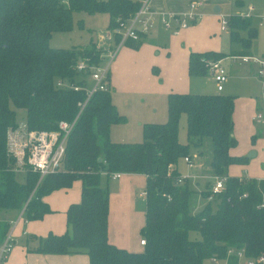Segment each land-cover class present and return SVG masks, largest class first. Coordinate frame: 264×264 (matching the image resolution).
Instances as JSON below:
<instances>
[{"label": "trees", "instance_id": "obj_1", "mask_svg": "<svg viewBox=\"0 0 264 264\" xmlns=\"http://www.w3.org/2000/svg\"><path fill=\"white\" fill-rule=\"evenodd\" d=\"M136 7V0H0V209L19 210L24 205L26 220L40 219L51 212L42 198L78 180L79 201L64 211L70 233L29 235L26 241L36 243L33 252L83 253L88 264H203L210 258L237 264L234 255H227L229 249L243 250L247 257H264V179L225 175L228 166L247 162L245 156L230 152L237 144L231 95L170 92L164 123H143L140 142H118L110 140L109 126L122 117L107 84L106 90L88 97L76 118L65 141L61 169L39 181L27 169L23 181L15 179V159L6 153V131L17 126L12 107L24 110L28 130H51L59 121L70 122L77 114V103L85 100L88 74L76 72L75 63L78 58L91 65L100 62V47H51V33L68 31L74 11L106 14L110 30L116 18L126 19ZM227 31L229 41L243 47L229 55H250L249 41L256 36L250 18L229 15ZM240 32L246 33L245 38ZM139 42L125 45L134 49ZM222 56L190 52L188 75H205L206 62ZM262 95L264 100V85ZM182 113L187 139L199 146L203 138H209L211 174L225 176L224 189L213 200L214 210L212 201H206L199 211L190 213L187 179L176 181L178 161L188 155V143L177 140ZM114 172L145 176L140 251H128L107 239L108 188L101 185V176L109 179ZM200 193L205 199L209 188ZM9 228V222L0 221V242ZM189 232L198 238L190 239Z\"/></svg>", "mask_w": 264, "mask_h": 264}, {"label": "rangeland", "instance_id": "obj_2", "mask_svg": "<svg viewBox=\"0 0 264 264\" xmlns=\"http://www.w3.org/2000/svg\"><path fill=\"white\" fill-rule=\"evenodd\" d=\"M201 1L204 3V8H211V0ZM263 2L264 0L241 1L243 6L242 8L244 10L252 6L255 10L256 8L262 6ZM232 3L234 2H230L228 5H223L221 14L225 12V9L228 8V6L231 7ZM250 21L251 26L253 28L255 26L257 29V36L250 39L248 49L251 51L252 56L259 58L261 57L260 52L264 50V37L262 36L263 27L257 26L256 19L253 17L250 19ZM106 24V14L91 15L80 11H74L71 13V28L64 32H52L48 43L51 47L58 48H70L72 46L85 44H94L96 48L101 46L106 47L109 44H112V41L110 40L111 35L109 30L106 28ZM190 24H188V26ZM241 37L245 38V35L243 34ZM154 54V51H152L151 55L153 56ZM159 57L160 56H154L156 60L159 59ZM228 58L229 60L225 62V66L227 67V70L229 68L228 74L230 73V75H228L226 81L223 83L222 91L217 92L215 90L214 83L208 77H204L201 78L202 80H199L200 84L196 87V90L197 93H217L234 96L235 113L234 119L232 118V122L233 133L235 132L234 137L237 143L234 151L237 153L243 152V155L236 156H246L252 151L255 152V155L247 159L245 164H235L228 166L227 170L225 171V175L229 177H243V179L264 177V150H262V147H254L255 145L258 146L264 142H260V140L256 141L255 143L253 142L254 139L261 138L262 135L258 132H255V137H251L252 142L250 138H247L246 136V128L248 126V121H246V118L249 120V116L254 115L259 110V108L264 109V100H262L260 94H257L256 102L259 106L255 108V112H251L249 115L246 107L243 106L247 101L246 98L249 97L250 93H253V90L260 92L258 89L260 86L261 90L260 80L256 79V81H254L253 78L249 76L250 74L248 71L250 68L246 66L248 64L238 65L237 60L232 62L230 57ZM104 62L105 60H101L100 64L103 65ZM127 67L131 68L132 64L127 63ZM157 72L158 71L155 69L151 70V76L153 78L150 77L149 79H144L145 77H135L133 76L134 73H130V71L124 69L123 74L116 77L118 85L121 86V88L123 87L124 94L117 96V94H114V92H110V97L117 114L122 117V120L110 124V140L118 142H140L142 140L141 126L144 122L164 123L166 121V107H163L164 99L159 97L158 94L160 87L164 82H166V76H160ZM207 73L208 72L206 70V74ZM110 75L115 77L113 70H111ZM87 78L88 77H86V79ZM136 79L140 81L139 84L138 82H134ZM85 88L86 90H89L90 88V82L88 79ZM135 88L139 91H132ZM151 104H154V106ZM12 109L15 113V122L17 124L24 122V110L14 107H12ZM137 109L142 110V112L137 111ZM140 113L144 114L140 116V119L137 121L136 118ZM250 126L252 125L250 124ZM257 127L256 129H258ZM177 140L182 144L188 143L187 154L195 164L194 170L188 168L183 163L182 159L178 161L177 165L180 174L189 176L187 185L191 190V194L188 199V211L190 213H195L199 211L206 203V200L201 196L200 192L208 190L209 183H212L213 180L211 178L194 179L190 178V176L193 172H196L199 175H212L208 166L211 155V144L209 138L207 137L202 139L199 146H194L187 139L185 132V115L183 113L180 114L178 119ZM248 147L249 150L247 149ZM15 179L19 182L23 181V173H17L15 175ZM195 180L197 184H195ZM204 181H207L206 184L203 183ZM101 185L104 186V181L101 182ZM79 192V181L74 180L71 182V185L69 188H67V190L64 191L63 189H57L44 196L43 198H45V200L42 198V201H44L49 206L51 212L44 214L40 219L30 221L26 220L25 214L23 213L22 218L25 220V223L20 222L13 230V235L16 239L13 247L14 249L12 252H10L7 259L2 264H9L13 260H15L13 264H20V261L14 257L15 251L16 249L20 250V248H23L24 243H26L24 237H28L30 234H35L36 237H44L48 232H51L52 234H62L65 232V230H67V232L70 233V229L65 224L63 208L65 207L66 209L69 204L78 202L80 196ZM141 197L142 193L137 195V200L139 201ZM73 198H75L77 201L68 203ZM210 208L211 210L215 209V203L213 201L210 204ZM20 210L21 209H0V221L5 220L9 223L13 222L19 215ZM110 219V215L107 214V226L110 222ZM22 230L25 232V236L20 235ZM189 238H198V235H196L194 232H189ZM203 264H209V262L204 261ZM217 264H224V262L219 261Z\"/></svg>", "mask_w": 264, "mask_h": 264}, {"label": "crops", "instance_id": "obj_3", "mask_svg": "<svg viewBox=\"0 0 264 264\" xmlns=\"http://www.w3.org/2000/svg\"><path fill=\"white\" fill-rule=\"evenodd\" d=\"M190 0H151V8L157 13V20L154 22L151 29L141 38L137 48H130L127 45L119 47L117 53L115 54L113 60L110 62L108 67V78L107 84L110 92H114L117 96L124 94L123 87L118 85L116 77L123 74L124 69L134 73L135 77H145L144 79H149L151 76V70H157L160 76H166V82L160 87L158 92L159 97L164 99L163 107H166V96L170 92L175 93H197V86L200 84V79L208 77L211 81L209 74L202 76H190L187 73V59L190 52L195 53H204V52H217L221 53L224 56L220 57V64L224 67L225 72L228 75L227 67L225 62L229 60L228 57L234 61L229 53L231 51H241L243 50L242 45L239 42H230L229 34L227 28L225 30L220 29L219 18L224 17L228 19L229 15L234 14H243L249 11L250 19L253 17L256 19L257 26L263 27L264 37V2L262 6L256 8L249 7L246 11L242 8V3L239 0H211V8H204V3L202 6L197 8V12L200 13V17L196 18L191 22L186 28L180 29L176 32L166 30L163 28L159 21L160 15L168 14H183L188 11V3ZM201 1V0H200ZM232 3L231 7L225 9V12L221 14V9L223 5H228ZM225 3V4H224ZM217 8L216 13L212 9ZM251 8V9H250ZM250 9V10H249ZM254 14H253V13ZM253 14V16H252ZM257 36V29L254 26ZM224 33V34H223ZM245 35V32H240L241 35ZM111 41L112 38L110 39ZM113 43V42H112ZM112 44H109L108 47H111ZM154 51V55H151V52ZM250 55L251 51L248 49ZM261 56H264V50L260 52ZM154 56H160L159 59H155ZM103 62V61H102ZM127 63H131L132 67H127ZM237 64H248L250 69L248 73L249 76L260 80V86L258 87L260 92L253 90V93H250L249 97L246 98L245 103L248 115L251 112H255L257 105L256 97L257 94L262 95V82L261 79L255 74V67L249 63H240ZM229 67V66H228ZM111 70L115 73V77L110 75ZM153 78V77H152ZM140 79V78H138ZM202 80V79H201ZM134 82L140 83L137 79ZM213 82V81H212ZM214 83V82H213ZM215 85V84H214ZM132 91H139L138 89H133ZM222 91V90H221ZM205 94V93H197ZM127 95V94H126ZM163 103V102H162ZM154 106V104H151ZM236 106V105H235ZM137 111H141L137 109ZM234 101H233V113L232 118L234 119ZM144 113H140L136 118L137 121L140 119ZM253 114V113H252ZM249 116L248 126L246 128L247 138L255 137V132H258L262 135L261 138L254 139V143L258 140L264 142V135L262 134L259 127H257ZM144 123H160V122H144ZM252 126H250V124ZM256 127L258 129H256ZM254 128V129H253ZM257 130V131H256ZM235 132L233 133V135ZM235 136V135H234ZM111 133H109V138ZM111 139V138H110ZM253 143V144H254ZM252 147V146H249ZM249 147L247 148L249 150ZM256 147H262L264 150V143H261ZM235 147L231 149L232 155H243V152H235ZM255 153V152H254ZM255 155V154H254ZM248 159V158H247ZM195 164L191 167L194 170ZM194 173V174H193ZM191 177L194 179L205 178L209 179V175H199L196 172H193ZM180 174V172H179ZM182 175V174H180ZM188 180V178H186ZM255 179H264V177H257ZM104 181V185H108V215H110V222L107 226V239L109 242L114 244L117 247L124 248L128 251H140L142 245L139 244L141 239L139 235V229L143 225V195L141 199L137 200V195L143 193L145 185V176L143 174H121L117 179H105L104 176H101V182ZM195 184L196 180L194 181ZM207 181L203 183L206 184ZM108 183V184H107ZM64 191L67 188L63 189ZM80 191V183H79ZM45 200V198H43ZM75 198L70 200V202H76ZM49 207V206H48ZM65 211V207L63 208ZM65 219V217H64ZM24 223L22 220L18 221L11 230V235L14 239V244L16 239L13 235V230L20 223ZM67 231V230H65ZM58 234V233H56ZM21 236H25V232L22 230L20 233ZM31 235V234H30ZM35 235V234H33ZM27 237H24L26 241ZM36 246L35 242L24 243L23 248L16 249L14 257L20 261V264H88L87 256L83 253L78 254H42L33 252L32 249ZM14 247V245H13ZM10 252L13 251V248ZM10 254V253H9ZM9 256V255H8ZM7 256V257H8ZM7 259V258H6ZM15 260L11 261L9 264H13ZM5 262V261H4Z\"/></svg>", "mask_w": 264, "mask_h": 264}, {"label": "built area", "instance_id": "obj_4", "mask_svg": "<svg viewBox=\"0 0 264 264\" xmlns=\"http://www.w3.org/2000/svg\"><path fill=\"white\" fill-rule=\"evenodd\" d=\"M151 0H136L137 7L135 11L126 19H115L114 26L109 30L112 38L111 47H103L100 49V61L105 60L103 65L100 62L97 65H91L87 59L78 58L75 63V71H88L87 79L90 82L89 90H85V100L82 103H77V114L70 121H59L55 129L51 130H28L24 122L18 123L16 127L10 128L6 131V153L15 159L13 171L15 173H24L27 169L38 175V181L47 174L56 173L61 169L65 141L72 130V127L84 107L88 97L96 90L107 89V75L110 62L113 60L119 47L125 45L127 42H139L141 38L151 29L154 22L157 20V13L151 8ZM202 6L200 0H190L188 3V11L183 14H168L160 15L159 21L164 29L176 32L180 29L186 28L193 20L200 17L197 8ZM251 9V8H250ZM249 9V10H250ZM240 17L250 18L249 11L247 13L238 14ZM219 25L221 30L227 28V19L219 18ZM116 38V39H115ZM98 48V47H97ZM233 60L240 63H249L255 67V74L261 79L264 85V56L254 57L252 55H235L231 56ZM206 70L215 84L217 92L222 90V85L226 81L227 74L224 67L219 60H208L206 62ZM58 85H65L58 82ZM73 87L77 90L79 87ZM251 121L260 128L264 135V109L259 110L251 117ZM183 163L191 168L193 166L192 159L186 155L182 158ZM121 174L114 172L108 175L111 180L117 179ZM187 175H179L177 182L180 183L182 178H188ZM190 178H193L190 176ZM213 180L209 183V193L205 200L213 201L215 197L224 189L225 176H209ZM143 195V193H142ZM24 213V205L22 206L17 218L9 223L10 228L0 242V264L4 263L9 255L13 245L14 239L11 235V230L14 225L20 221ZM25 223V220H23ZM140 245H144V239L139 240ZM227 255H234L237 264H264V257L262 255L256 257H247L243 250L227 251ZM219 260L215 258L208 259L209 264H217ZM225 264V261H223Z\"/></svg>", "mask_w": 264, "mask_h": 264}, {"label": "water", "instance_id": "obj_5", "mask_svg": "<svg viewBox=\"0 0 264 264\" xmlns=\"http://www.w3.org/2000/svg\"><path fill=\"white\" fill-rule=\"evenodd\" d=\"M212 10H213L214 13H216V12L218 11L217 8H214V9H212ZM254 154H255V153L252 151V152L248 153L245 157L249 159V158L253 157Z\"/></svg>", "mask_w": 264, "mask_h": 264}]
</instances>
